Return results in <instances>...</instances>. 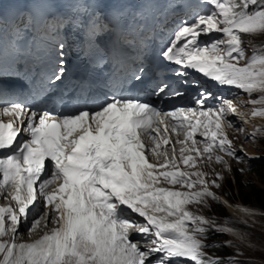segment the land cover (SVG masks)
Wrapping results in <instances>:
<instances>
[{
	"label": "snow or ice",
	"instance_id": "obj_1",
	"mask_svg": "<svg viewBox=\"0 0 264 264\" xmlns=\"http://www.w3.org/2000/svg\"><path fill=\"white\" fill-rule=\"evenodd\" d=\"M44 2L55 8L57 0ZM67 2L76 11L63 16L57 27L67 20L97 40L109 34L121 39L126 32L136 33L132 40L137 44L146 39L139 24L133 28L125 22L122 10L106 17L99 8L101 0ZM205 3L212 10L197 14L190 23L182 21L160 50L179 79L171 83L156 78L152 96L162 100L185 95L182 86L188 85L189 71H195L218 87H234L249 97L259 93L250 103L262 106L251 115L264 118V54L249 59L242 47V34L264 35V0ZM56 15L48 12L51 18ZM213 33L219 38L200 42ZM58 49L48 83L64 78L63 42ZM21 58L15 45L0 49V97L14 94L4 81L21 79ZM145 71L139 63L130 77L114 83L106 98L81 102L67 112L17 102L0 105V118H9L0 119V152L11 149L0 156V196L9 201L0 206V264H257L251 259L242 262L240 250L226 260L207 256L205 249L211 245L204 241L209 233L224 235L233 229L189 210L190 205L219 202L212 188L219 189L224 177L216 174L210 180L198 170L201 161L225 165L229 172L231 166L217 153L242 162L224 127L232 126L226 116L238 114L237 107L224 101L219 108H206L211 94L199 88L197 107L189 109L161 110L150 100L119 93L129 81L142 82ZM86 94L81 89V95ZM22 131L27 139L17 144ZM40 202L43 210L32 217ZM130 214L143 222L128 219ZM29 219L28 232L42 234L31 243L18 242L19 226ZM132 232L148 247L130 239ZM234 234L248 238L244 232ZM251 250L261 251L259 264H264V238Z\"/></svg>",
	"mask_w": 264,
	"mask_h": 264
},
{
	"label": "rangeland",
	"instance_id": "obj_2",
	"mask_svg": "<svg viewBox=\"0 0 264 264\" xmlns=\"http://www.w3.org/2000/svg\"><path fill=\"white\" fill-rule=\"evenodd\" d=\"M242 41L247 58L250 59L254 53L264 54V35L242 34ZM256 98L257 96L254 94L249 97L247 94L241 93L240 101L242 103L238 114L240 117L236 120L240 122V126L237 128L240 131L236 129L234 131L236 135L232 136L235 138L238 152L242 153L243 150L245 159L242 163L238 164L226 159L228 165L231 166V172L222 164H205L203 162L198 166V170L208 173L210 180L215 179L216 174L224 177L222 181H218L222 184L219 189L212 188L219 198L220 206L210 202L209 207L190 205L189 210L194 214L215 220L218 227L233 229V233L224 235H219L216 232L209 233L210 239L204 241L211 245L210 248L205 249L207 256L226 260L233 256L237 250H240L244 253L239 258L242 262L251 259L259 264L262 256L261 251L253 252L251 250L252 247L258 246L260 240L264 238V126H255L249 118L254 108L262 106L250 103V99ZM254 134L255 138L253 139ZM259 167L262 169L259 170L261 175L256 172L260 169ZM241 169L243 172L239 171ZM240 199L250 201V205L242 204ZM236 232L247 233L248 238L242 240L234 234ZM228 242L233 247H223Z\"/></svg>",
	"mask_w": 264,
	"mask_h": 264
},
{
	"label": "bare ground",
	"instance_id": "obj_3",
	"mask_svg": "<svg viewBox=\"0 0 264 264\" xmlns=\"http://www.w3.org/2000/svg\"><path fill=\"white\" fill-rule=\"evenodd\" d=\"M0 14H1V10H0ZM79 69H80V71L82 72V74L85 76V78L89 81V83L91 84V86L94 89L101 90V84L96 79V76L100 75V72L95 67H93L91 65H88V64H85V63H80L79 64ZM116 75L118 77H120L122 75V73H118ZM254 95L255 96H259L258 93L254 94ZM239 112H240V110H239ZM239 112H238V114H239ZM243 118H244V116H243ZM249 118H250V120H252V122L254 123L255 126H258V125H260L262 127L264 126V118H262V117H255V118H253L252 115ZM248 121H249V119H248ZM238 122H239V120H238Z\"/></svg>",
	"mask_w": 264,
	"mask_h": 264
},
{
	"label": "trees",
	"instance_id": "obj_4",
	"mask_svg": "<svg viewBox=\"0 0 264 264\" xmlns=\"http://www.w3.org/2000/svg\"><path fill=\"white\" fill-rule=\"evenodd\" d=\"M259 168H260V169H258V171H256V172H257L258 175H261V173H260L259 170H262V169H261V167H259ZM240 201H241L242 204H244V205H250V201H248V200L240 199ZM217 204L220 206V203H219V202H217Z\"/></svg>",
	"mask_w": 264,
	"mask_h": 264
}]
</instances>
